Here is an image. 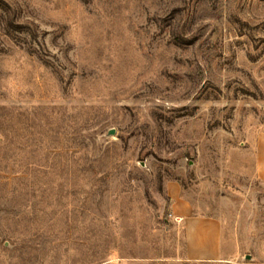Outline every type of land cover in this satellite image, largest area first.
Listing matches in <instances>:
<instances>
[{
  "label": "rangeland",
  "instance_id": "obj_1",
  "mask_svg": "<svg viewBox=\"0 0 264 264\" xmlns=\"http://www.w3.org/2000/svg\"><path fill=\"white\" fill-rule=\"evenodd\" d=\"M262 138L264 0H0V264H264Z\"/></svg>",
  "mask_w": 264,
  "mask_h": 264
},
{
  "label": "crops",
  "instance_id": "obj_2",
  "mask_svg": "<svg viewBox=\"0 0 264 264\" xmlns=\"http://www.w3.org/2000/svg\"><path fill=\"white\" fill-rule=\"evenodd\" d=\"M257 170L264 181V138L258 148ZM172 220L184 228L186 258L189 262H215L222 256V226L218 219L196 213L194 205L182 194L179 184L166 186Z\"/></svg>",
  "mask_w": 264,
  "mask_h": 264
}]
</instances>
